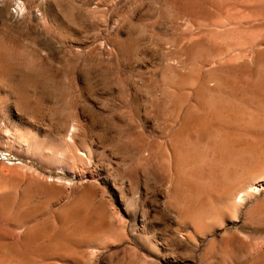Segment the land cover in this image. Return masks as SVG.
Masks as SVG:
<instances>
[{"label": "rangeland", "instance_id": "1", "mask_svg": "<svg viewBox=\"0 0 264 264\" xmlns=\"http://www.w3.org/2000/svg\"><path fill=\"white\" fill-rule=\"evenodd\" d=\"M229 1L230 2H228V0H213L212 2L211 0L209 1L210 3L206 2L207 4L204 3L203 6L201 5L202 7H197L194 10L197 11L195 12V18H191L192 21L194 20V25L188 23L187 25L190 28L188 27L187 29L185 22L187 18L185 17L184 20L182 16L179 17L177 15L182 9L180 0H0V63L3 66H0V203L2 199V202L5 200L3 202L4 204L1 203L3 206L1 207L0 205V208L5 207V216L7 217L8 215V218L5 216L1 217L0 213V231L2 232V236H0V247H4L5 245L8 247V249L6 246L5 248H0V253H2V255L0 254L1 260L6 256V264H9L8 262L10 261L12 262H10V264H19L20 262V264H40L42 262L41 260H43V264H237V262L238 264H249L252 258L251 255L254 256L260 253V255L264 256V254H262L264 252V217L261 216L264 215V210L258 213L257 216L253 215L248 217L246 214L247 210L251 209L255 203L262 201L264 198V189H261L256 197H251L250 202L248 200V202L244 204L235 220L234 218L223 219L219 222L220 227H218L220 229L217 228V223L216 225H212V227H208L209 230L207 228L203 230L201 235L199 234L200 232L194 235L186 222H180L173 211L165 209L164 205L166 199H164L165 196L162 194L161 183L157 175L160 172V169H158L159 166H157V162H159L157 158L161 153L158 152L161 148L160 145H163L162 148L167 145L170 135L167 131L170 133L173 129L172 127H174V123L172 124L171 121L173 114L171 110L172 112L174 111V108L177 107L176 104H178V107L179 103L184 104L183 100L184 102L185 100H190L187 96V92H183L187 91L183 90L186 86L185 84L188 85L192 78L196 75L201 76V73H205L207 69V72L211 73L216 71L215 75H219L222 78H231L232 81H243L245 80V71L249 68L250 70L252 69L253 64L250 67L252 62H250V60H253L254 55L259 51L260 60L263 58L264 7L263 10L260 9V11H258L259 8L254 9V0H246V2L245 0H232V3L231 0ZM221 2H223V4ZM243 3L244 5H242ZM171 4H173L174 7ZM169 5L172 6V8ZM166 6H169L171 9L167 7L166 10ZM236 8L237 10H235ZM223 9L226 10L224 11ZM231 9H234V12ZM240 9H243L241 14ZM255 10L259 13L258 15ZM235 11H238V14ZM261 12L263 13V18L259 19L261 17ZM172 15H176L175 18ZM250 15L252 16L250 17ZM259 15L260 17H258ZM253 16H257L256 21ZM171 18L173 21L170 20ZM220 20L221 22L219 24L218 22ZM224 20L227 22H224ZM202 21L206 24H202ZM197 23L200 24V26ZM207 24H209V26ZM205 25L206 27L208 26L207 29ZM213 26L217 27L214 29ZM219 28H223V30ZM234 28L240 30L236 32ZM232 30L234 32H232ZM242 30L245 32H243V35L241 34ZM251 31L253 32L252 34ZM191 33L193 34L190 35ZM194 33L201 39L198 36H196L198 39L196 37L194 38ZM226 34L229 36L227 37L229 39V45H227V42L224 43L227 40L225 38ZM239 34L242 37L238 36ZM231 35H233L234 38H232ZM191 36L194 38V41ZM218 36H220V38ZM254 37L257 43L254 42ZM213 38H215L217 44H215ZM260 39H263V41ZM243 40L245 43L247 41L250 44L246 43L245 45ZM201 41L203 42L201 43ZM241 41L243 42L242 44H240ZM186 43L188 45H186ZM177 44H179L180 47H178ZM213 44L216 46L214 47ZM236 44H238L240 48H242L243 45L244 47L246 46V48L243 49V47L242 50L239 51L240 49H237L238 47H236ZM260 45L261 48L259 49ZM252 46L254 47L251 48ZM183 47L186 49L185 53ZM191 47L194 48L191 49ZM227 47L228 51H230L229 47L232 48L230 52L225 50ZM219 48L220 50L224 48L223 50L227 54L219 56V53H223V50L221 52ZM201 49L205 52L204 54L208 51L207 54L203 55ZM233 49L239 52V55H237L238 53H233ZM250 49H253V53H251ZM197 50H200L199 53ZM165 52L169 55L171 52V58H169L170 56L167 54L168 57ZM214 52L215 54H213ZM189 53H194V56L192 54L189 61H187ZM228 53H230V56ZM247 53L250 56H248ZM234 54L235 56L237 55L236 61H232L235 59ZM208 55L210 57H208ZM204 56L205 59L202 60ZM212 56L216 58H214V62ZM217 56L222 59L219 57L217 58ZM243 56H248V59L247 57L243 59ZM192 57L195 58L193 59ZM231 57L234 59L231 60ZM249 57H251V59H249ZM241 60H243L244 63ZM197 61L199 62L197 63ZM230 61H232L233 64H231L232 62ZM188 62H190V68L187 66ZM211 62L215 64L213 65ZM196 63L200 66H197ZM4 65L6 66L5 68ZM178 65L179 69L177 68ZM180 66H182V68ZM206 66L208 68H206ZM184 67L188 70L184 69ZM175 68L177 69L176 71ZM167 69H169V73ZM181 69L185 71L183 72ZM198 69L201 71L199 72L200 74L197 72L199 71ZM193 70H195L194 74L196 75H193ZM188 71L191 73L188 75V78L182 77L186 73L188 74ZM177 73L181 76L179 77ZM229 73H231V75ZM149 77H151V79H149ZM169 80L170 82H168ZM158 81H160L161 84ZM164 82L165 85H163ZM211 84H213V82H211ZM172 87H176L177 89L173 90ZM156 89H158V91ZM180 90H182V92ZM158 92L161 95H159ZM169 93L171 94L169 95ZM154 94L156 95L154 96ZM160 97H162V100ZM151 98H153V100ZM163 99L166 100V104ZM153 101H156V104ZM157 101L158 103L161 102L159 107ZM150 102L152 104H150ZM170 106L173 107L170 108ZM154 108L157 109L154 110ZM166 108H168V110ZM152 109L154 112H152ZM159 109H161V112L158 114L157 112L160 111ZM152 113H157V116ZM167 116L168 119H166V121L165 118H167ZM167 122L169 123L167 124ZM165 125L169 127L168 130L164 127ZM159 127L160 129H158ZM154 133L157 136H155ZM163 134L166 135V139H164L165 136ZM131 135L133 137H131ZM158 136L163 138V140ZM142 138L145 139L144 141L146 144L142 141ZM138 145L140 146L138 147ZM147 145H149L148 148ZM133 146H135V148H133ZM151 150L153 152L152 155ZM79 151L81 152L80 154H78ZM137 151L139 154L136 155ZM147 151L150 153L149 156L154 158H148L149 156L147 155L149 153H146ZM155 152L159 154L157 153V155H155ZM88 155L89 158L93 156V160L90 158L92 161L87 159ZM129 160H131L132 165ZM134 162L137 165H135ZM28 178L29 180L38 178L40 182L34 179L35 184L33 187L31 186L34 183L33 180L27 181ZM45 178L47 182L44 181ZM22 181L23 183H21ZM30 182L32 183L31 185ZM51 185H53V188ZM91 185L93 188H91ZM25 186H27V188ZM28 186L30 190H28ZM45 186L47 187L45 188ZM55 187L56 190H54ZM24 188L26 189L24 190ZM31 189H33V191ZM27 190L28 192L30 191L29 195H24L22 197L23 193L26 195L28 194ZM92 191H94V194ZM47 192H49V194ZM50 192L52 194H50ZM90 192L92 196H87L91 194ZM5 193L9 194L7 195ZM60 193L61 197L59 196ZM40 194L42 195L40 196ZM15 196L16 198H13ZM36 196L38 197L35 199ZM39 196L41 198H39ZM26 197H29L27 201H25ZM93 197L95 198L94 201L91 200ZM38 198L40 199L39 201ZM85 198H87V200ZM77 199L81 200L78 201ZM12 200H15V202ZM32 200L34 203H32ZM53 200L55 201L52 202ZM90 200L91 202L93 201L94 205L93 203H89ZM21 202H23L24 208L31 207V209H27L29 212L24 213L18 211ZM49 202L52 203L49 204ZM77 202L78 204H76ZM27 203L31 204L27 205ZM79 203L82 204V206ZM91 204L93 206H91ZM87 205L91 210H89ZM85 207L88 209H85ZM100 207H104V210ZM76 208L78 209L75 210ZM66 209H69V213ZM98 209H101V212H107H102L101 214ZM53 211H57V213L55 212V214ZM47 212L49 213L47 214ZM94 213H100L99 217H97L98 219H96L98 215ZM51 214L55 217H52L53 215L51 216ZM65 214L68 216H65ZM109 214L112 215L110 216ZM100 216L102 218H100ZM47 217H49V219ZM106 217L108 219L111 218L110 220L113 219L114 224L111 221L110 224L112 223L114 229H112V226H107L110 224ZM238 217L239 221H236ZM2 218H5V220H2ZM259 218L263 219L259 220ZM33 219H35V222ZM79 219L80 221H77ZM99 219L101 221H98ZM16 220H22L18 222V226H20L21 229L17 227ZM257 221L262 225H257ZM72 223L76 225L74 226ZM252 223L256 224L253 225ZM93 226L99 229H95ZM23 228L25 230L31 229L30 232L33 231L34 234L36 233L35 235L37 237L39 235V238L54 235V238H56L59 241L57 242L60 244L56 246V250L58 251L55 250V246L47 250H38L39 252L31 248H21L20 251L19 246L15 247L13 244L19 243V240L21 241V234L25 231ZM54 230L56 232H54ZM105 230L108 232L106 233ZM109 230H112L113 233ZM189 231L191 232L189 233ZM91 232L92 235H90ZM81 233H83V238H85V234H88L87 237L89 238L86 239L87 241L82 239ZM114 233L116 234V239L114 238ZM107 234L109 239H107ZM229 234L230 236H228ZM246 236L247 238L249 237V239H247ZM93 237L95 241L90 240V238ZM192 237H194V240L191 239ZM68 238L71 239L69 240ZM245 239H247V241ZM196 240L198 243L196 242L195 244L194 241ZM62 241H64V243ZM97 241L100 242L99 244L101 245H99ZM112 241H114L113 244ZM223 241H225L226 244H224ZM250 241L251 244L258 243L257 246L260 252L257 250L255 244H253V247H255L256 250L250 247V243L246 244ZM101 242L104 243V246ZM108 242L110 244H108ZM210 242L212 244L214 243V248L211 246L212 244ZM230 243H233L234 246ZM64 244L66 245L65 248ZM11 245L12 248L9 247ZM260 245H262V247H260ZM67 247L69 250L66 249ZM209 247H211V250L208 255L207 252ZM74 248H77L76 251H79V253L76 251L74 252ZM97 248L99 250L96 251L95 249ZM229 248L233 250L231 249L229 251ZM14 249L18 250L15 251ZM251 249L254 251V255ZM94 250L96 251L95 256H93ZM226 250L229 251V253ZM71 251H73V253ZM91 251H94L93 254ZM62 252H67L69 255L64 253L65 255L63 256V254H61ZM55 253L57 255H55ZM226 253H228V255L225 257ZM13 255L14 257L16 255V258H13ZM83 255L85 256L81 257ZM54 256H56V259H54ZM230 256L233 260L232 263L229 261ZM211 257L213 259H211ZM243 257H245V259ZM5 259L3 262H0V264H3ZM21 259H25L26 261H20ZM241 259H244L242 263ZM224 260L227 261V263Z\"/></svg>", "mask_w": 264, "mask_h": 264}, {"label": "bare ground", "instance_id": "2", "mask_svg": "<svg viewBox=\"0 0 264 264\" xmlns=\"http://www.w3.org/2000/svg\"><path fill=\"white\" fill-rule=\"evenodd\" d=\"M162 1V0H161ZM164 1V0H163ZM172 1V0H171ZM181 2H180V4L182 5V9H181V11L180 12H178L177 13V15L180 17V16H182L183 17V19L186 17L187 19L185 20V22H186V25L189 23V24H191V25H194L193 24V21H192V19L191 18H195V12H197V11H194L197 7H200L201 5L203 6L204 5V3H206V2H208V3H210L209 1H211V0H180ZM249 1V0H248ZM251 1V0H250ZM264 0H254V4H253V7H254V9H258V11H260V9H262L263 10V7H264V2H263ZM166 2V1H165ZM212 2H213V0H212ZM220 2V1H219ZM228 2H230L229 0H228ZM234 2V1H233ZM245 2H246V0H245ZM217 3V2H216ZM222 4H223V2H221ZM220 3V4H221ZM227 3V2H226ZM231 3H232V0H231ZM241 3V2H240ZM165 4V3H164ZM207 4V3H206ZM246 4V3H245ZM247 4H248V2H247ZM171 5H173V4H171ZM176 5V4H175ZM177 5H178V2H177ZM227 5V4H226ZM228 5H229V3H228ZM237 5V4H236ZM242 5H244V3L242 4ZM250 5V4H249ZM252 5V4H251ZM170 6V5H169ZM169 6H166V10H167V7H169ZM179 6V5H178ZM201 6V7H202ZM209 6V5H208ZM215 6V5H214ZM218 6V5H217ZM223 6V5H222ZM237 6H239V5H237ZM171 8H172V6H170ZM169 7V8H170ZM173 7H174V5H173ZM206 7V6H205ZM211 7H212V5H211ZM219 7V6H218ZM230 7V6H229ZM246 7V6H245ZM170 8V9H171ZM213 8V7H212ZM232 8V7H231ZM248 8V7H247ZM202 9V8H201ZM216 9V8H215ZM218 9V8H217ZM244 9V8H243ZM243 9L241 10L240 9V14H241V11H243ZM174 10V9H173ZM176 10V9H175ZM209 10V9H208ZM213 10V9H212ZM224 10V9H223ZM226 10V9H225ZM224 10V11H225ZM232 10V9H231ZM234 10V9H233ZM232 10V11H233ZM235 10H237V8L235 9ZM238 10H239V8H238ZM248 10V9H247ZM251 10V9H250ZM253 10V9H252ZM229 11V10H228ZM232 11H231V13H232ZM257 10H255V12H256ZM264 11V10H263ZM262 11V12H263ZM199 12V11H198ZM208 12V11H207ZM210 12V11H209ZM234 12V11H233ZM236 12V11H235ZM238 12V11H237ZM236 12V13H237ZM246 12V11H245ZM249 12V11H248ZM248 12H247V14H248ZM254 12V11H253ZM261 12V17H260V15L258 16V17H260L259 19H261V18H263V13ZM202 13V12H201ZM221 13H222V10H221ZM229 13V12H228ZM257 13V12H256ZM256 13H254V14H256ZM207 14V13H206ZM226 14V13H225ZM238 14V13H237ZM242 14H243V12H242ZM246 14V15H247ZM259 13H257V15H258ZM223 15V14H222ZM245 15V14H244ZM243 15V16H244ZM252 15H253V13H252ZM252 15H250V17L252 16ZM263 15V16H262ZM173 16V15H172ZM176 16V15H175ZM175 16H173L174 18H175ZM210 16V15H209ZM212 16V15H211ZM224 16H226V15H224ZM239 16V15H238ZM178 17V18H179ZM221 17V16H220ZM219 17V18H220ZM228 17V16H227ZM254 17V16H253ZM257 17V16H256ZM256 17H254L255 19V21H256ZM170 18V17H169ZM201 18V17H200ZM225 18V17H224ZM230 18V17H229ZM192 21H190V20ZM212 19V18H211ZM258 19V18H257ZM258 19V20H259ZM170 20H172V18L170 19ZM188 20V21H187ZM207 20V19H206ZM237 20V19H236ZM235 20V21H236ZM263 20V19H262ZM173 21V20H172ZM176 21H177V19H176ZM175 21V22H176ZM209 21V20H208ZM207 21V22H208ZM235 21H233L234 23H237V22H235ZM249 21V20H248ZM252 21H253V19H252ZM203 22V21H202ZM209 22H211V21H209ZM216 22V21H215ZM220 22H221V20L218 22L219 24H220ZM224 22H227V21H225L224 20ZM231 22V21H230ZM229 22V23H230ZM239 22V21H238ZM241 22V21H240ZM264 22V21H263ZM263 22H262V25H263ZM173 23V22H172ZM205 22H203L202 24H204ZM223 23V22H222ZM228 23V24H229ZM232 23V22H231ZM258 23V22H257ZM257 23H256V26H257ZM198 24V23H197ZM201 24V25H202ZM206 24V23H205ZM212 24H213V21H212ZM244 24V23H243ZM242 24V25H243ZM175 25V24H174ZM182 25V24H181ZM199 26H200V24H198ZM208 26H209V24H207ZM214 25H215V23H214ZM232 25V24H231ZM240 25V24H239ZM251 25H253V24H251ZM250 25V26H251ZM259 25V24H258ZM207 26V27H208ZM219 26V25H218ZM223 26H224V24H223ZM235 26V25H234ZM244 26H246V25H244ZM187 27V29H188V25L186 26ZM205 27H206V25H205ZM207 27H206V29H207ZM217 27V26H216ZM215 26H213V28L215 29L216 28ZM229 27H230V25H229ZM254 27V26H253ZM179 28V27H178ZM190 28V27H189ZM211 28V27H210ZM225 28H226V24H225ZM227 28H228V26H227ZM243 28V27H242ZM241 28V29H242ZM246 28V27H245ZM199 29V28H198ZM197 29V30H198ZM214 29H212V30H214ZM219 29H222L223 30V28H219ZM235 29V28H234ZM192 30H194L193 28H192ZM204 30H205V28H204ZM217 30H218V28H217ZM236 30V32H237V30L239 31L240 29H235ZM207 31V30H206ZM228 31V30H227ZM254 31V30H253ZM260 31V30H259ZM177 32V31H176ZM187 32H188V30H187ZM194 32L196 33V31L194 30ZM198 33H199V30L197 31ZM208 32V31H207ZM223 32V31H222ZM222 32H220V33H222ZM232 32H234L233 30H232ZM232 32H229V33H232ZM243 32H244V30H242V35H243ZM249 32V31H248ZM256 32V31H255ZM179 33H181V32H179ZM189 33V32H188ZM194 33V34H195ZM197 33V34H198ZM202 33V32H201ZM210 33V32H209ZM216 33V32H215ZM217 33H218V31H217ZM226 33V32H225ZM228 33V35L230 36V34ZM245 33V32H244ZM253 32L251 31V34H252ZM260 33V32H259ZM193 33H191L190 35H192ZM207 34V33H206ZM205 34V35H206ZM224 34V33H223ZM234 34V33H233ZM255 34V33H254ZM186 35V34H185ZM217 35V34H216ZM219 35V34H218ZM235 35V34H234ZM257 35H258V33H257ZM194 36V35H193ZM196 36H198V35H196L195 34V36H194V38L196 37ZM201 36V35H200ZM211 36H213V35H211ZM221 36V35H220ZM220 36H218L219 38H220ZM229 36H227V34H226V36H225V38L227 39L226 41H225V39H224V43H226L227 42V45H229L228 44V38L227 37H229ZM232 36V38H234L233 37V35H231ZM236 36H237V34H236ZM238 36H240V34L238 35ZM254 36V35H253ZM192 37V36H191ZM190 37V38H191ZM199 37V36H198ZM198 37H196L197 39H198ZM205 37V36H204ZM208 37V36H207ZM217 37V36H216ZM240 37H242V36H240ZM260 37V36H259ZM182 38H186V37H182ZM190 38H189V40H190ZM193 37H192V40L194 39ZM200 38V37H199ZM211 38V37H210ZM223 38H224V36H223ZM223 38H222V40H223ZM244 38H245V35H244ZM243 38V39H244ZM247 38H248V36H247ZM251 38V37H250ZM253 38V37H252ZM255 38V37H254ZM187 39H188V37H187ZM201 39V38H200ZM214 39V41H215V38H213ZM236 39V38H235ZM238 39V38H237ZM240 39V38H239ZM218 40V39H217ZM221 40V39H220ZM242 40V39H241ZM246 40H248V39H246ZM261 40V39H260ZM126 41V40H125ZM183 41V40H182ZM186 41H188V40H186ZM191 41V40H190ZM194 41V40H193ZM204 41H205V38H204ZM233 41V40H232ZM236 41V40H235ZM244 41V40H243ZM257 40H256V38H255V41L254 42H256ZM261 41H263V39L261 40ZM184 42V41H183ZM203 41H201V43H202ZM250 42H251V40H250ZM116 43V42H115ZM177 43V42H176ZM192 43V42H191ZM195 43V42H194ZM194 43H193V45H194ZM199 43H200V41H199ZM211 43V42H210ZM243 42L241 41V43L240 44H242ZM246 43H248L247 41H246ZM246 43H245V41H244V44L246 45ZM257 43V42H256ZM262 43V42H261ZM125 44V43H124ZM174 44H175V41H174ZM182 44V43H181ZM196 44V43H195ZM198 44V43H197ZM215 44H217L216 43V41H215ZM222 44V43H221ZM233 44H234V41H233ZM233 44H231V45H233ZM248 44H250V43H248ZM178 45V47H180L179 46V44H177ZM186 45H188L187 43H186ZM186 45H185V48H186ZM192 45V46H193ZM202 45V44H201ZM237 46L236 47H238V44H236ZM259 45V44H258ZM135 46V45H134ZM182 46V45H181ZM195 46V45H194ZM199 46V45H198ZM212 46V45H211ZM213 46L215 47L216 45H214L213 44ZM212 46V47H213ZM218 46V45H217ZM223 46V45H222ZM234 46H235V44H234ZM116 47V46H115ZM133 47V46H132ZM189 47V46H188ZM199 47H201V46H199ZM209 47V46H208ZM220 47V46H219ZM243 47H244V45H243ZM242 47V48H243ZM248 47V46H247ZM249 47H250V45H249ZM254 46H252L251 48H253ZM184 47H183V49H185ZM192 48H194V47H191V49ZM207 48V47H206ZM235 48V47H234ZM242 48H240V46L237 48L239 51H241L242 50ZM246 48V46L243 48V49H245ZM258 48V47H257ZM261 48V45H260V47H259V49ZM264 48V47H263ZM164 49V48H163ZM173 49V48H172ZM181 49V48H180ZM209 49V48H208ZM208 49H206V50H208ZM217 49H218V47H217ZM216 49V50H217ZM224 49V48H223ZM222 48H221V50H220V48H219V50L222 52V50H223ZM231 49L232 48H230L229 47V50L231 51ZM236 49V48H235ZM235 49H233L234 51H233V53H238L237 55H239V52H236V50ZM109 50V49H108ZM173 50H175V49H173ZM178 50V49H177ZM176 50V51H177ZM202 51H203V49H201ZM205 50V49H204ZM226 51H228V47L225 49ZM251 50V49H250ZM255 50H256V46H255ZM264 50V49H263ZM8 51V50H7ZM170 51V50H169ZM184 51V50H183ZM198 51V50H197ZM200 51V50H199ZM199 51H198V53H199ZM210 51H211V49H210ZM218 51V50H217ZM230 51H228V52H230ZM243 51H245V50H243ZM124 52V51H123ZM168 52V51H167ZM167 52H165L166 53V55L168 54ZM172 52V51H171ZM170 52V55L172 56V53ZM175 52V51H174ZM181 52V51H180ZM186 52V49H185V51H184V53ZM207 52L208 51H206V54H207ZM219 52V51H218ZM247 52V51H246ZM188 53V52H187ZM195 53H196V51H195ZM202 53V52H201ZM205 52L203 51V55H206V54H204ZM210 53V52H209ZM232 53V54H233ZM249 53V52H248ZM248 53H247V55H248ZM251 53H253V49L251 50ZM132 54V53H131ZM193 54V56H194V53H189V55H188V60L187 61H189V59L191 58V55ZM197 54V53H196ZM213 54H215V52L213 53ZM212 54V55H213ZM223 54H227V53H225L224 52V50H223V53H219V56H222ZM245 54V53H244ZM243 54V55H244ZM125 55V54H124ZM169 55V54H168ZM167 55V56H168ZM169 55V56H170ZM228 55L230 56V53H228ZM227 55V56H228ZM236 55V56H237ZM253 55V54H252ZM123 56V55H122ZM168 56V57H169ZM171 56L169 57V58H171ZM180 56H181V54H180ZM186 56V55H185ZM197 56H199V55H197ZM210 56H211V54H210ZM209 55H208V57H210ZM219 56H217V58L219 57ZM224 56H226V55H224ZM234 56H235V54H234ZM236 56H235V59L234 58H232L231 57V60L232 59H234V60H232V61H236ZM248 56H250V55H248ZM248 56H243V59H246V57H247V59H248ZM125 57H126V55H125ZM179 57V56H178ZM213 57V56H212ZM238 57H240V56H238ZM245 57V58H244ZM193 58V57H192ZM195 58V57H194ZM193 58V59H194ZM202 58V57H201ZM214 58L215 57H213V62L215 61L214 60ZM220 59H222L221 57H219ZM226 58V57H225ZM129 59V58H128ZM176 59V58H175ZM174 59V60H175ZM187 59V58H186ZM198 59V58H197ZM196 59V60H197ZM205 59V56L203 57V59L202 60H204ZM212 59V58H211ZM210 59V60H211ZM216 59V58H215ZM240 59V58H239ZM249 59H251V57H249ZM169 60V59H168ZM181 60V59H180ZM184 60H185V57H184ZM199 60V59H198ZM201 60V59H200ZM218 60V59H217ZM227 60H228V58H227ZM186 61V60H185ZM193 61V60H192ZM209 61V60H208ZM221 61V60H220ZM229 61V60H228ZM232 61H230V62H232ZM242 62H243V60H241ZM252 61V62H251ZM174 62V61H173ZM181 62V61H180ZM199 61H197V63H198ZM206 62V61H205ZM204 62V63H205ZM217 62V61H216ZM224 62V61H223ZM223 62H222V64H223ZM229 62V63H230ZM240 62V61H239ZM238 62V63H239ZM249 62V61H248ZM250 62H251V64H250V67H251V65H252V69L250 70V68L248 69V70H246L245 71V80H243V81H232L231 80V78H229V79H227V78H222L221 76H219V75H215V72L214 73H211V72H207L208 71V69L206 70V72L205 73H201V76H198V75H196V74H194L195 72V70H193V75H196L194 78H190L191 79V81L189 82V84L187 85V84H185L186 86L184 87V89L183 88H181V89H183V90H187V91H183L184 93L185 92H187V96L190 98V100L188 99V100H185V102H184V100H183V103L184 104H181V103H179V107H178V104H176V106L178 107H176V108H174V111L172 112V110H171V113H173L172 114V124L174 123V127H172L171 129V132L169 133V131H167L168 132V134H170L169 135V139H168V143H167V145L164 147V148H162V146L163 145H160V151H158L159 153H160V156L157 158V161H159V162H157L158 163V165L157 166H159V168L158 169H160V172H159V174H157L158 175V178H159V181H160V183H161V187H162V194H164V196H165V198L164 199H166L165 200V209H168V210H171V211H173L174 212V214H176L175 216L180 220V222L182 221V223L183 222H186L189 226H190V229H191V231H192V233L194 234V235H196V233H199L200 235H201V232H203V230H205L206 228L208 229V227H212V225H216L217 223V228H219L220 227V225H219V222L220 221H222L223 219H227V218H234V220H235V218L237 217V215H238V213H239V211H240V209L241 208H243V206H244V204L246 203V202H248V200H249V202H250V198L251 197H256V195H258V193L260 192V190L261 189H264V53H263V58L260 60V53H259V51L254 55V57H253V60L251 59L250 60ZM172 63V62H171ZM176 63V62H175ZM183 63H185V62H183ZM189 63L190 62H188V65L187 66H189L188 68H190V65H189ZM195 63V62H194ZM194 63H192V64H194ZM197 63H196V65H197ZM202 63V62H201ZM203 63V64H204ZM212 63V62H211ZM228 63V62H227ZM244 63V62H243ZM179 64V63H178ZM213 64V63H212ZM215 64V63H214ZM213 64V65H214ZM231 64H233V62L231 63ZM249 64V63H248ZM169 65V64H168ZM175 65V64H174ZM174 65H173V68H174ZM195 65V66H196ZM205 65V64H204ZM213 65H211V66H213ZM224 65V64H223ZM230 65V64H229ZM247 65V64H246ZM0 66H2L1 65V63H0ZM185 66V65H184ZM187 66H185V67H187ZM197 66H200L199 64L197 65ZM231 66V65H230ZM238 66H239V64H238ZM3 67V66H2ZM6 66L4 65V68H5ZM169 67V66H168ZM171 67H172V65H171ZM181 68H182V66H180ZM184 67V69H187V68H185ZM194 67V66H193ZM203 67H205V66H203ZM216 67V66H215ZM214 67V68H215ZM233 67V66H232ZM234 67H235V65H234ZM1 68V67H0ZM178 69H179V65H178V67H177ZM206 68H208L207 66H206ZM222 68H223V66H222ZM222 68H221V70H222ZM248 68V67H247ZM193 69V68H192ZM213 69V68H212ZM224 69V68H223ZM235 69V68H234ZM242 69V68H241ZM2 70V69H1ZM168 70V73H169V69H167ZM177 69L175 68V71H176ZM182 71H183V69H181ZM188 70V69H187ZM199 71H197L198 73L199 72H201L200 71V69H198ZM215 70V69H214ZM213 70V71H214ZM238 70V69H237ZM237 70H235V71H237ZM8 71V70H7ZM166 71V70H165ZM164 71V72H165ZM171 71H172V69H171ZM174 71V72H175ZM185 71V70H184ZM183 71V72H184ZM202 71H203V69H202ZM209 71H211V70H209ZM233 71V70H232ZM163 72V73H164ZM179 72H181V71H179ZM187 72V71H186ZM189 72V71H188ZM224 72V71H223ZM163 73H162V75H163ZM172 73V72H171ZM218 73V72H217ZM226 73V72H225ZM242 73V72H241ZM165 74H166V72H165ZM184 74V73H183ZM189 74H191L190 72L187 74H185L184 76H182V77H186V78H188V75ZM200 74V73H199ZM230 75H231V73H229ZM167 75V74H166ZM173 75V74H172ZM177 75H178V73H177ZM234 75V74H233ZM168 76V75H167ZM166 76V77H167ZM174 76V75H173ZM172 76V77H173ZM179 76V75H178ZM181 76V75H180ZM179 76V77H180ZM236 76H238V75H236ZM165 77V76H164ZM177 77V76H176ZM190 77V76H189ZM192 77V76H191ZM163 78V77H162ZM149 79H151V77H149ZM155 79V78H154ZM178 79V78H177ZM242 79V78H241ZM159 80H160V78H159ZM173 80V79H172ZM180 80H182V79H180ZM162 81V80H161ZM165 81H166V79H165ZM176 81V80H175ZM174 81V82H175ZM187 81V80H186ZM151 82V81H150ZM160 84H161V82L160 81H158ZM168 82H170V80L168 81ZM167 82V83H168ZM174 82H173V85H174ZM182 82V81H181ZM211 82H213V84H211ZM151 83H153V82H151ZM151 83H150V85H151ZM186 83V82H185ZM175 84H176V82H175ZM149 85V84H148ZM163 85H165V82L163 83ZM180 85H181V83H180ZM183 85H184V80H183ZM182 85V86H183ZM147 86V85H146ZM157 86V85H156ZM156 86H155V88H156ZM168 86V85H167ZM181 86V87H182ZM149 87V86H148ZM160 87V86H159ZM164 87V86H163ZM173 88V90L175 89H177L176 87H172ZM171 88V89H172ZM170 89V90H171ZM157 91H158V89H156ZM155 90V91H156ZM163 90V89H162ZM166 90V89H165ZM178 91V90H177ZM181 92H182V90H180ZM150 92V91H149ZM161 92V91H160ZM168 92V91H167ZM153 93H154V91H153ZM159 93V92H158ZM163 93H165V92H163ZM171 93H169V95H170ZM180 94V93H179ZM181 94H183V93H181ZM156 94H154V96H155ZM159 95H161L160 93H159ZM166 95V94H165ZM173 95V94H172ZM171 95V96H172ZM176 95H177V93H176ZM175 95V96H176ZM164 96V95H163ZM183 96H186V95H183ZM157 97H158V95H157ZM156 97V98H157ZM173 97V96H172ZM176 97H179V96H176ZM187 97V98H188ZM161 98V100H162V97H160ZM175 98V97H174ZM173 98V99H174ZM187 98H185V99H187ZM152 100H153V98H151ZM155 99V98H154ZM164 99H165V97H164ZM163 99V100H164ZM167 99V98H166ZM180 99H182V98H180ZM158 100H160V99H158ZM146 101V100H145ZM166 100H164V102H165ZM167 101H168V99H167ZM178 101H180V100H178ZM152 102V101H151ZM150 102V104H152ZM154 102V101H153ZM156 102V101H155ZM154 102V103H155ZM172 102V101H171ZM157 103H158V101H157ZM161 103V102H160ZM160 103H158V107H159V104ZM169 103V102H168ZM148 104V103H147ZM156 104V103H155ZM155 104H153V105H155ZM165 104H166V102H165ZM170 104V103H169ZM169 104H168V106H169ZM173 104V103H172ZM162 105V104H161ZM181 105V106H180ZM148 106H150V105H148ZM147 106V107H148ZM152 106V105H151ZM142 107V106H141ZM155 107V106H154ZM173 106H170V108H172ZM153 108V107H152ZM163 108V107H162ZM161 108V109H162ZM130 109V108H129ZM150 109V108H149ZM157 108H154V110H156ZM161 109H159L158 111L159 112H157L158 114L161 112ZM167 110H168V108H166ZM148 110V109H147ZM153 110V109H152ZM154 110L152 111V112H154ZM164 110H165V107H164ZM163 111V110H162ZM170 111V110H169ZM156 113V114H157ZM147 114V113H146ZM145 114V115H146ZM152 114H154V113H152ZM151 114V115H152ZM156 114H154V115H156ZM166 114V113H165ZM153 115V116H154ZM164 115V114H163ZM152 116V117H153ZM157 116V115H156ZM151 117V118H152ZM155 118V117H154ZM153 118V119H154ZM162 119V118H161ZM166 119H168V116H167V118H165V120ZM157 120V119H156ZM165 120H164V122H165ZM160 121V120H159ZM163 121V120H162ZM167 121V120H166ZM147 123V122H146ZM169 122H167V124H168ZM155 124V123H154ZM158 125V124H157ZM152 126H153V124H152ZM169 126V125H168ZM158 127V126H157ZM164 127H166L167 128V130H168V128L169 127H167V125H165ZM162 128H163V126H162ZM166 128H165V130H166ZM74 129V128H73ZM153 129V128H152ZM158 129H160V127L158 128ZM138 130V129H137ZM155 130V129H154ZM164 130V131H165ZM142 131V130H141ZM145 132V131H144ZM155 132V131H154ZM158 132H159V130H158ZM166 132V133H167ZM136 133V132H135ZM142 133V132H141ZM132 134V133H131ZM155 134V133H154ZM165 134V133H164ZM163 134V135H164ZM143 136H144V133H143ZM148 136V135H147ZM153 136V135H152ZM155 136H157L156 134H155ZM160 136V135H159ZM158 136V137H159ZM165 136V138L164 139H166V135H164ZM131 137H133L132 135H131ZM161 137H162V135H161ZM161 137H159V138H161ZM136 138V137H135ZM134 138V139H135ZM147 138V137H146ZM133 139V140H134ZM149 139V138H148ZM145 139H143L142 138V141H144ZM156 140V139H155ZM160 140V139H159ZM161 140H163V138H161ZM160 140V141H161ZM135 141V140H134ZM140 141V140H139ZM152 141V140H151ZM164 142V141H163ZM162 142V143H163ZM142 143V142H141ZM144 143H145V141H144ZM146 144V143H145ZM160 144H161V142H160ZM165 144H166V142H165ZM133 145V144H132ZM136 145V144H135ZM140 145H138V147H139ZM143 146V145H142ZM148 146L149 145H147V148H148ZM156 147H157V149H158V146H157V143H156ZM133 148H135V146H133ZM141 148V147H140ZM144 148V147H143ZM153 148V147H152ZM156 149V148H155ZM138 150V149H137ZM140 150V149H139ZM143 150V149H142ZM157 151V150H156ZM141 152V151H140ZM157 152V153H158ZM81 152L79 151V153L78 154H80ZM134 153H135V150H134ZM133 153V154H134ZM146 153H149L148 151L146 152ZM152 150H151V155H152ZM156 153V152H155ZM154 153V154H155ZM157 153L155 154V155H157ZM158 153V154H159ZM132 154V153H131ZM137 154H139L138 153V151H137V153H136V155ZM153 154V155H154ZM135 155V154H134ZM133 155V156H134ZM150 155V153L147 155V156H149ZM84 156V155H83ZM145 156H146V154H145ZM93 157V156H92ZM92 157H90L92 160H93V158ZM136 157V156H135ZM144 157V156H143ZM152 156H149L148 158H151ZM79 158H81V157H79ZM89 158V155H88V160H91ZM138 158H139V156H138ZM141 158V157H140ZM146 158V157H145ZM152 158H154V157H152ZM156 158V157H155ZM84 159V158H83ZM86 159V158H85ZM130 159V158H129ZM136 159V158H135ZM87 160V161H88ZM91 160V161H92ZM90 161V162H91ZM130 161V164H131V160H129ZM134 161H136V160H134ZM145 161V160H144ZM79 162V161H78ZM81 162V161H80ZM151 162V161H150ZM93 163V162H92ZM92 163H90V164H92ZM135 163V162H134ZM142 163V162H141ZM89 164V163H88ZM145 164V163H144ZM148 164V163H147ZM152 164V163H151ZM156 164V163H155ZM132 165V164H131ZM135 165H137L136 163H135ZM75 166H76V164H75ZM152 166V165H151ZM155 166V165H154ZM145 167V166H144ZM153 167V166H152ZM129 168V167H128ZM131 168V167H130ZM133 168H134V166H133ZM138 168V167H137ZM148 168V167H147ZM157 168V167H156ZM132 169V168H131ZM143 169V168H142ZM146 169V168H145ZM157 169V170H158ZM129 170V169H128ZM128 170H127V172H128ZM138 170V169H137ZM156 170V171H157ZM144 171V170H143ZM155 171V172H156ZM15 172V171H14ZM35 172V171H34ZM126 172V173H127ZM125 173V174H126ZM144 173V172H143ZM14 174V173H13ZM129 174V173H128ZM16 175V174H15ZM78 175V174H77ZM91 175V174H90ZM138 175V174H137ZM17 176V175H16ZM24 176V175H23ZM7 177V176H6ZM28 177V176H27ZM8 178V177H7ZM15 178V177H14ZM22 178V177H21ZM32 178V177H31ZM42 178V177H41ZM34 179L35 180H39V181H37V182H40V179H36V178H33V179H31V180H33V182H34ZM29 180V178L27 179V181ZM31 180H29V181H31ZM130 180V179H129ZM41 181H42V179H41ZM45 182H47L46 181V178H45V180H44ZM43 181V182H44ZM18 182V181H17ZM17 182H16V184H17ZM49 182V181H48ZM130 182V181H129ZM4 183V182H3ZM19 183H20V180H19ZM21 183H23V181L21 182ZM29 183V182H28ZM32 183L30 182V185H31ZM34 184H35V182L33 183V185H31V186H33L34 187ZM37 184V183H36ZM44 184V183H43ZM129 184H131V183H129ZM26 185H27V183H26ZM45 185H46V183H45ZM114 185V184H113ZM118 185V184H117ZM38 186H40V185H38ZM56 186V185H55ZM16 187V186H15ZM26 188H27V186H25ZM41 187V186H40ZM47 186H45V188H46ZM49 187H50V185H49ZM51 187L53 188V185H51ZM26 188H24V190L26 189ZM32 188V187H31ZM35 188H36V186H35ZM91 188H93V186L91 185ZM116 188V187H115ZM131 188V187H130ZM37 189H38V187H37ZM36 189V190H37ZM44 189V188H43ZM161 189V188H160ZM18 190V189H17ZM23 190V191H24ZM28 190H30V188H29V186H28ZM28 190H27V192H28ZM32 191H33V189H31ZM35 190V189H34ZM50 190V189H49ZM54 190H56V187H55V189ZM57 190H59V189H57ZM63 190V189H62ZM91 190V189H90ZM116 190V189H115ZM123 190H125V189H123ZM159 190V189H158ZM60 191V190H59ZM89 191V190H88ZM98 191V190H97ZM30 192V191H29ZM29 192H28V194L26 195V194H24L23 193V195H22V197L25 195V196H28L29 195ZM40 192V191H39ZM51 192H53V191H51ZM50 192V194H52ZM58 192V191H57ZM56 192V193H57ZM61 192H64V191H61ZM86 192H87V190H86ZM85 192V193H86ZM93 192V194H94V191H92ZM96 192V191H95ZM119 192H121V191H119ZM123 192V191H122ZM2 193V192H1ZM35 193V192H34ZM37 193H38V191H37ZM36 193V194H37ZM48 194H49V192H47ZM46 193V194H47ZM55 193V194H56ZM89 193V192H88ZM91 193V192H90ZM124 193V192H123ZM122 193V194H123ZM155 193H156V190H155ZM158 193H160V192H158ZM262 193V192H261ZM5 194H7V193H5ZM9 194V193H8ZM7 194V195H8ZM43 194V193H42ZM42 194H40V196L42 195ZM6 195V196H7ZM30 195H32V194H30ZM86 195V194H85ZM95 195H97V194H95ZM121 195V194H120ZM125 195V194H124ZM160 195V194H159ZM12 196V195H11ZM32 196H34V195H32ZM39 196V198H41ZM44 196V195H43ZM47 196V195H46ZM60 197H61V193H60V195H59ZM63 196V195H62ZM81 196V195H80ZM87 196H92V193L91 194H88ZM261 196V195H260ZM5 197V196H4ZM10 197V196H9ZM38 196H36L35 197V199L37 198ZM53 197V196H52ZM83 197V196H82ZM86 197V196H85ZM124 197V196H123ZM122 197V198H123ZM126 197V196H125ZM13 198H16V196L15 197H13ZM27 198H29V197H26V200L25 201H27ZM38 198V201L40 200ZM48 198H49V196H48ZM80 198V197H79ZM261 198V197H260ZM1 199H2V196H1ZM25 199V198H24ZM34 199V198H33ZM45 199V198H44ZM52 199V198H51ZM57 199H59V198H57ZM56 199V200H57ZM83 199H84V197H83ZM86 200H87V198H85ZM94 197H93V199L91 198V200H93L94 201ZM256 199V198H255ZM259 199V198H258ZM3 200V199H2ZM2 200H1V203H3L2 202ZM11 200V199H10ZM9 200V201H10ZM16 200V199H15ZM15 200H12V201H14L15 202ZM78 200V199H77ZM81 200V199H80ZM80 200H78V201H80ZM91 200H90V202L89 203H93V201L91 202ZM123 200V199H122ZM121 200V201H122ZM257 200V199H256ZM11 201V202H12ZM18 201V200H17ZM49 201V200H48ZM55 200H53L52 202H54ZM84 201V200H83ZM251 201H252V199H251ZM30 202H31V200H30ZM37 202V201H36ZM51 202V203H52ZM87 202V201H86ZM0 203V205H1V207L3 206V204H1ZM13 203V202H12ZM23 202H21V204H20V206H19V209H18V211L19 212H29L27 209H31V207L29 206V208L27 207V208H24L25 206H23V204H22ZM29 203V202H28ZM27 203V205H30V204H28ZM32 203H34V201L32 200ZM38 203V202H37ZM50 202H49V204H51ZM71 203V202H70ZM88 203V202H87ZM105 203V202H104ZM255 203V202H254ZM8 204V203H7ZM14 204H16V203H14ZM44 204V203H43ZM76 204H78V202L76 203ZM80 204V203H79ZM101 204V203H100ZM164 204V203H163ZM35 205H36V203H35ZM41 205V204H40ZM81 206H82V204H80ZM84 205V204H83ZM86 205V204H85ZM93 205H94V203H93ZM92 204H91V206H93ZM99 205V204H98ZM98 205H97V207H98ZM249 205H251V204H249ZM13 206V205H12ZM15 206V205H14ZM17 206H18V204H17ZM16 206V207H17ZM48 206H50V205H48ZM69 206H70V204H69ZM100 206V205H99ZM42 207H43V205H42ZM51 207H52V205H51ZM77 207V206H76ZM78 207H80V206H78ZM87 207H88V205H87ZM87 207H85V209L87 208ZM248 207V206H247ZM4 208L5 207H3V208H0V213H1V217H4L5 215H6V213H5V211H6V209L4 210ZM9 208V207H8ZM14 208V207H13ZM37 208V207H36ZM49 208V207H48ZM70 208H74V207H70ZM89 208V207H88ZM87 208V209H88ZM100 208H103V210H104V207H100ZM62 209V208H61ZM78 208H76L75 210H77ZM80 209V208H79ZM96 209V208H95ZM42 210V209H41ZM67 210V209H66ZM69 210V209H68ZM67 210V212L69 213V211ZM71 210V209H70ZM82 210V209H81ZM89 210H91V208H89ZM100 210V212H101V209H98V211ZM164 210V209H163ZM262 210H264V198L262 199V201L261 202H257V203H255L252 207H251V209H249V210H247V216L248 217H251V216H253V215H256L257 216V214L258 213H260ZM8 211V210H7ZM11 211H12V209H11ZM17 211V212H18ZM43 211H45V210H43ZM51 211V210H50ZM85 211V210H84ZM245 211V210H244ZM16 212V211H15ZM14 212V213H15ZM54 212V211H53ZM56 213H57V211H55ZM54 212V213H55ZM62 212V211H61ZM102 212H105V211H102ZM102 212H101V214H102ZM107 212V211H106ZM105 212V213H106ZM8 213H9V211H8ZM7 213V214H8ZM10 213H12V212H10ZM31 213V212H30ZM42 213V212H41ZM40 213V214H41ZM49 212H47V214H48ZM55 213V214H56ZM64 213V212H63ZM167 213V212H166ZM171 213V212H170ZM20 214V213H19ZM36 214V213H35ZM46 214V213H45ZM77 214V213H76ZM88 214H89V212H88ZM94 214H96V213H94ZM104 214V213H103ZM115 214V213H114ZM118 214V213H117ZM240 214H241V212H240ZM11 215V214H10ZM22 215V214H21ZM31 215V214H30ZM53 214H51V216H52ZM58 215H61V214H58ZM57 215V216H58ZM75 215V214H74ZM74 215H72V216H74ZM80 215V214H79ZM96 215H98V216H96V219H98L97 217H99V215H100V213L98 214H96ZM110 215V214H109ZM109 215H107V216H109ZM112 215V214H111ZM110 215V216H111ZM245 215V214H244ZM260 215V214H259ZM25 216H27V215H25ZM34 216V215H33ZM37 216V215H36ZM40 216V215H39ZM65 216H68V215H66L65 214ZM77 216V215H76ZM91 216V215H90ZM102 216V215H101ZM100 216V218H102ZM174 216V215H173ZM261 216H263L264 217V215H261ZM260 216V217H261ZM6 217V216H5ZM10 217V216H9ZM35 217V216H34ZM49 217H50V215H49ZM49 217H47L48 219H49ZM52 217H55L54 215L52 216ZM75 217V216H74ZM78 217V216H77ZM103 217L105 218V216L103 215ZM6 218H8V215H7V217ZM11 218V217H10ZM12 218H13V216H12ZM14 218H15V215H14ZM37 218V217H36ZM58 218V217H57ZM85 218V217H84ZM93 218V217H92ZM107 218V217H106ZM255 218V217H254ZM5 220V218H2V220ZM16 219V218H15ZM21 219V218H20ZM28 219H29V217H28ZM64 219V218H63ZM77 219V218H76ZM82 219V218H81ZM89 219V218H88ZM111 218H107V220H109V224H110V221L113 223V219L112 220H110ZM116 219V218H115ZM261 218H259V220H260ZM263 219V218H262ZM261 219V220H262ZM11 220V219H10ZM27 220V219H26ZM34 220V222H35V219H33ZM51 220V219H50ZM91 220V219H90ZM178 220V221H179ZM231 220V219H230ZM253 220V219H252ZM17 221V220H16ZM22 220H20V221H17V227L19 228V229H21V227L20 226H18V222H21ZM43 221L45 222V220L43 219ZM58 221H59V219H58ZM76 221V220H75ZM77 221H80V219L79 220H77ZM77 221H76V223H77ZM88 221V220H87ZM93 221H95V220H93ZM93 221H91V222H93ZM97 221V220H96ZM98 221H101L100 219L98 220ZM115 221V220H114ZM119 221V220H118ZM233 221V220H232ZM231 221V222H232ZM236 221H239V217H238V220H236ZM250 221H251V219H250ZM4 222V221H3ZM8 222H10V221H8ZM7 222V223H8ZM33 222V223H34ZM73 222V221H72ZM83 222H84V220H83ZM89 222V221H88ZM105 222H106V219H105ZM253 222H254V220H253ZM12 223V222H11ZM38 223V222H37ZM81 223V222H80ZM99 223V222H98ZM112 223L110 224V225H107V226H112ZM185 223V224H186ZM245 223V222H244ZM257 225H262V224H259V222L257 221ZM9 224V223H8ZM21 224V223H20ZM23 224V223H22ZM52 224V223H51ZM63 224V223H62ZM67 224H68V222H67ZM72 224H74V223H72ZM81 224H83V223H81ZM95 224H96V222H95ZM100 224V223H99ZM114 224V223H113ZM119 224V223H118ZM181 224V223H180ZM246 224V223H245ZM245 224H244V226H245ZM249 224V223H248ZM253 225L254 224H256V223H252ZM13 225H15V224H13ZM30 225V224H29ZM34 225V224H33ZM35 225H37V224H35ZM47 225V224H46ZM45 225V226H46ZM55 225V224H54ZM76 224H74V226H75ZM79 225V224H78ZM91 225V224H90ZM102 225V224H101ZM224 225V224H223ZM223 225H222V227H223ZM5 226V225H4ZM24 226H25V223H24ZM38 226V225H37ZM61 226V225H60ZM71 226V225H70ZM70 226H69V228H70ZM74 226H73V228H74ZM81 226V225H80ZM83 226H85V225H83ZM86 226H87V224H86ZM85 226V227H86ZM219 226V227H218ZM263 226H264V223H263ZM23 227V226H22ZM34 227V226H33ZM40 227V226H39ZM47 227H48V225H47ZM51 227H53V226H51ZM59 227V226H58ZM88 227V226H87ZM86 227V228H87ZM91 227V226H90ZM89 227V228H90ZM94 227V226H93ZM182 227H183V225H182ZM28 228H30V227H28ZM42 228V227H41ZM49 228V227H48ZM56 228V227H55ZM54 228V229H55ZM60 228H62V227H60ZM67 228V227H66ZM73 228H72V230H73ZM76 228V227H75ZM81 228V227H80ZM79 228V229H80ZM95 229L96 228H98V227H94ZM250 228V227H249ZM17 229V228H16ZM18 229V230H19ZM24 229V228H23ZM99 229V228H98ZM106 229V228H105ZM112 229H114L113 228V226H112ZM184 229V228H183ZM220 229V228H219ZM2 230V229H1ZM25 230V229H24ZM31 230V229H30ZM30 230H28V229H26L24 232L23 231H21V232H23V234H21L22 236H21V241L19 240V243H12L13 245H15V247H18L19 246V248H20V251H21V248H28V249H34V251L35 250H47V249H49L50 247H54L55 246V250H56V246H58V245H60L58 242V240L56 239V238H54L55 236L53 235H49V236H43V237H40L39 238V235H38V237L33 233V231L32 232H30ZM37 230H39V229H37ZM49 230H51V229H49ZM53 230V229H52ZM57 230V229H56ZM67 230V229H66ZM87 230H89V229H87ZM177 230V229H176ZM180 230V229H179ZM209 230V229H208ZM207 230V231H208ZM34 231H35V228H34ZM42 231H44V230H42ZM70 231V230H69ZM109 231H111V233H113L112 232V230H109ZM184 231V230H183ZM191 231H189V233L191 232ZM212 231V230H211ZM5 232V231H4ZM4 232H3V234H4ZM19 232V231H18ZM38 232V231H37ZM40 232V231H39ZM48 232V231H47ZM50 232V231H49ZM54 232H56L55 230H54ZM67 232V231H66ZM87 232V231H86ZM85 232V233H86ZM93 232V231H92ZM92 232L90 233V235H92ZM100 232V231H99ZM105 232H106V230H105ZM108 232V231H107ZM106 232V233H107ZM176 232V231H175ZM178 232V231H177ZM237 232V231H236ZM235 232V233H236ZM240 232V231H239ZM6 233V232H5ZM46 233V232H45ZM51 233H53V232H51ZM71 233V232H70ZM76 233V232H75ZM74 233V234H75ZM96 233V232H95ZM183 233V232H182ZM208 233V232H207ZM19 234V235H20ZM49 234V233H48ZM47 234V235H48ZM56 234V233H55ZM64 234V233H63ZM62 234V235H63ZM77 234V233H76ZM79 234V233H78ZM82 234V239H88L89 237H87V235L88 234H85V238H83V233H81ZM104 234V233H103ZM109 234V233H108ZM108 234L106 235L107 236V239H109L108 238ZM115 234V233H114ZM184 234H185V232H184ZM193 234H191V235H193ZM203 234V233H202ZM206 234V233H205ZM13 235V234H12ZM42 235H44V234H42ZM66 235V234H65ZM71 235V234H70ZM109 235H111V234H109ZM179 235V234H178ZM188 235V234H187ZM191 235H190V237H191ZM193 235V236H194ZM204 235V234H203ZM0 236H2V232L0 231ZM96 236V235H95ZM102 236V235H101ZM100 236V237H101ZM181 236H182V234H181ZM226 236V235H225ZM228 236H230V234L228 235ZM227 236V237H228ZM232 236V235H231ZM8 237V236H7ZM20 237V236H19ZM79 237V236H78ZM98 237V236H97ZM96 237V238H97ZM103 237V236H102ZM105 237V236H104ZM116 237V234L114 235V238ZM227 237H224V238H227ZM241 237H242V235H241ZM4 238V237H3ZM2 238V239H3ZM183 238V237H182ZM206 238V237H205ZM243 238H244V236H243ZM246 238H247V236H246ZM1 239V238H0ZM63 239V238H62ZM67 239V238H66ZM69 239V238H68ZM71 239V238H70ZM69 239V240H70ZM75 239V238H74ZM78 239V238H77ZM113 239V238H112ZM116 239V238H115ZM191 239H193L194 240V237H192ZM196 239V238H195ZM201 239V238H200ZM231 239V238H230ZM247 239H249V237L247 238ZM247 239H245L246 241H247ZM69 240H68V243H69ZM90 240H94V237L93 238H90ZM103 240H104V238H103ZM102 240V241H103ZM106 240V239H105ZM117 240H119V239H117ZM116 240V241H117ZM184 240V239H183ZM182 240V241H183ZM206 240V239H205ZM7 241V240H6ZM11 241V240H10ZM58 241V242H57ZM74 241V240H73ZM87 241V240H86ZM95 241V240H94ZM98 241H99V239H98ZM97 241V243L99 244L100 242H98ZM101 241V240H100ZM110 241V240H109ZM249 241V240H248ZM18 242V241H17ZM63 243H64V241H62ZM71 242V241H70ZM75 242V241H74ZM85 242V241H84ZM107 242V241H106ZM113 242L114 241H112V244H113ZM191 242V241H190ZM195 242V244H196V242L198 243V241L196 240V241H194ZM213 242V241H212ZM224 242V244H226L225 243V241H223ZM237 242V241H236ZM76 243V242H75ZM83 243V242H82ZM81 243V244H82ZM92 243V242H91ZM90 243V244H91ZM102 243V242H101ZM117 243H119V242H117ZM202 243V242H201ZM211 243V242H210ZM222 243V242H221ZM233 243H234V239H233ZM233 243H230L231 245H233ZM245 243V242H244ZM243 243V244H244ZM251 244V241L250 242H248V243H246V244ZM4 244H6V243H4ZM66 244V243H65ZM64 244V245H65ZM104 243H102V245H103ZM108 244H110L109 242H108ZM212 244V243H211ZM210 244V245H211ZM214 244V243H213ZM213 244L211 245V246H213ZM216 244H218V243H216ZM215 244V245H216ZM253 244H255L256 246H257V244L256 243H253ZM253 244H251L250 245V247L253 249V248H255V247H253ZM262 244V243H261ZM71 245V244H70ZM74 245V244H73ZM72 245V246H73ZM86 245H87V243H86ZM92 245V244H91ZM99 245H101V244H99ZM116 245V244H115ZM201 245V244H200ZM237 245H238V243H237ZM6 246V245H5ZM5 246L3 247V246H1V247H3V248H5ZM90 246V245H89ZM89 246H87V247H89ZM104 246V245H103ZM102 246V247H103ZM106 246V245H105ZM198 246V245H197ZM221 246V245H220ZM220 246H219V248H220ZM234 246V245H233ZM248 246V245H247ZM0 247V248H1ZM9 247H11L12 248V245L11 246H9ZM14 247V246H13ZM66 247V245L64 246V248ZM92 247H94V246H92ZM110 247V246H109ZM199 247V246H198ZM215 247H217V246H215ZM229 247V246H228ZM227 247V248H228ZM237 247V246H236ZM260 247H262V245H260ZM264 247V246H263ZM6 248L8 249V247L6 246ZM70 248V247H69ZM80 248H81V246H80ZM106 248V247H105ZM213 248H214V246H213ZM246 248V247H245ZM257 248V250H258V246L256 247ZM256 248H255V250H256ZM7 249H6V251H7ZM10 249V248H9ZM60 249H61V247H60ZM66 249H68V247L66 248ZM73 249V248H72ZM91 249V248H90ZM89 249V250H90ZM104 249V248H103ZM225 249V248H224ZM232 248H229V251L231 250ZM233 249H234V247H233ZM232 249V250H233ZM252 249H251V252H252V254H253V252L254 251H252ZM15 251L16 250H18V249H14ZM51 250H54V249H51ZM64 250V249H63ZM69 250V249H68ZM77 250V248L75 249L74 248V252ZM96 251L97 250H99L98 248L97 249H95ZM94 250V251H95ZM101 250V249H100ZM106 250V249H105ZM211 250V247H209L208 248V255H209V251ZM217 250V249H216ZM220 250V249H219ZM221 250H222V248H221ZM240 250H242V249H240ZM248 250V249H247ZM260 250V249H259ZM258 250V251H259ZM262 250V249H261ZM264 250V249H263ZM262 250V251H263ZM2 251V250H1ZM11 251H12V249H11ZM29 251V250H28ZM32 251V250H31ZM56 251H58V250H56ZM73 251H71L72 253H73ZM80 251H82V250H80ZM84 251H85V249H84ZM88 251V250H87ZM93 251V252H94ZM96 251L94 252V255L93 256H95V254H96ZM102 251V250H101ZM101 251H99V252H101ZM227 251V250H226ZM225 251V252H226ZM229 251H227L228 253H229ZM3 252H4V250H3ZM14 252V251H13ZM25 252V251H24ZM39 252V251H38ZM60 252H61V250H60ZM76 252H78L79 253V251H76ZM92 252V251H91ZM93 252H92V254H93ZM99 252H97V253H99ZM217 252V251H216ZM222 252H223V250H222ZM221 252V253H222ZM241 252H243V251H241ZM247 252V251H246ZM260 252V251H259ZM8 253V252H7ZM20 253V252H19ZM64 253H66V255H69L67 252H62L61 254H63V256L65 255ZM70 253V252H69ZM71 253V254H72ZM86 253V252H85ZM228 253H226V255H225V257L228 255ZM255 253H256V251H255ZM1 255H2V253H0ZM15 254V253H14ZM18 254V253H17ZM21 254V253H20ZM38 254V253H37ZM40 254V253H39ZM54 254V253H53ZM233 254V253H232ZM239 254V253H238ZM237 254V255H238ZM243 254V253H242ZM247 254V253H246ZM248 254H249V252H248ZM247 254V255H248ZM257 254V253H256ZM262 254H264V252L262 253ZM0 255V256H1ZM19 255V254H18ZM41 255V254H40ZM44 255V254H43ZM55 255H57L56 253H55ZM60 255V254H59ZM78 255V254H77ZM89 255V254H88ZM212 255H213V253H212ZM254 255V254H253ZM5 256V255H4ZM9 256V255H8ZM7 256V257H8ZM30 256V255H29ZM48 256V255H47ZM73 256V255H72ZM85 255H83V256H81V257H84ZM204 256V255H203ZM242 256V255H241ZM243 256H245V255H243ZM31 257V256H30ZM50 257V256H49ZM56 256H54V259H56L55 258ZM67 257V256H66ZM77 257V256H76ZM89 257V256H88ZM91 257H92V255H91ZM213 257H214V255H213ZM223 257V256H222ZM232 257H234V256H232ZM248 257H250V256H248ZM251 261L249 262V264H264V256H262V255H260V253L259 254H257V255H254V256H252L251 255ZM5 258H6V256H5ZM5 258H2L3 260H1L0 259V262H3L4 261V259ZM9 258V257H8ZM12 258V257H11ZM10 258V259H11ZM13 258H16V255H15V257H14V255H13ZM18 258H20V257H18ZM64 258V257H63ZM79 258H80V256H79ZM242 258V257H241ZM244 259H245V257H243ZM247 258V257H246ZM38 259V258H37ZM40 259V258H39ZM61 259V258H60ZM65 259V258H64ZM207 259H208V257H207ZM209 259H210V257H209ZM211 259H213L212 257H211ZM224 259V258H223ZM223 259H221V260H223ZM227 259V258H226ZM235 259H236V256H235ZM243 259V260H244ZM25 260V259H24ZM24 260H20V261H24ZM30 260H32V259H30ZM34 260H35V256H34ZM41 260V259H40ZM49 260V259H48ZM82 260V259H81ZM88 260H89V258H88ZM94 260V259H93ZM206 260V259H205ZM228 260V259H227ZM232 259H231V256L229 257V261L232 263L233 262V260L231 261ZM242 259H241V263H242V261H243ZM247 260H248V258H247ZM14 261H15V263H16V260L14 259ZM18 261V260H17ZM19 261V262H20ZM26 261V260H25ZM42 262H43V260H41ZM41 261H39V262H41ZM50 261V260H49ZM52 261H54V260H52ZM84 261L86 262V260L84 259ZM90 261V260H89ZM225 261V260H224ZM240 261V260H239ZM246 261V260H245ZM11 262V261H10ZM10 262H8L9 264H10ZM41 262V263H42ZM46 262H48V261H46ZM76 262V261H75ZM88 262V261H87ZM226 263H227V261H225ZM248 262V261H247ZM12 263V262H11ZM21 263V262H20ZM19 263V264H20ZM32 263V262H31ZM40 263V264H41ZM50 263V262H49ZM55 263H58V262H55ZM84 263V262H83ZM246 263V262H245ZM3 264H6V259H5V262L3 263ZM24 264V263H23ZM43 264V263H42ZM48 264V263H47ZM53 264V263H52ZM64 264H66V263H64ZM73 264H75V263H73ZM85 264V263H84ZM88 264V263H87ZM91 264V263H90ZM96 264V263H95ZM233 264H235V263H233ZM237 264H238V262H237Z\"/></svg>", "mask_w": 264, "mask_h": 264}]
</instances>
